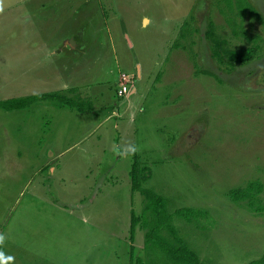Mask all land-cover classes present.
Instances as JSON below:
<instances>
[{"label": "rangeland", "instance_id": "rangeland-1", "mask_svg": "<svg viewBox=\"0 0 264 264\" xmlns=\"http://www.w3.org/2000/svg\"><path fill=\"white\" fill-rule=\"evenodd\" d=\"M249 1L262 20L245 14L239 25L231 0H0V98L39 78L29 92L73 85L94 106L40 99L0 109V264H127L129 210L142 206L129 188L131 149L149 168L142 185L168 211L204 209L171 223L205 264L264 252V209L226 193L257 178L264 205V0ZM208 18L231 46L251 43L241 27L258 35L260 55L214 60ZM20 36L49 38L29 49L38 65L19 61ZM121 72L134 90L117 95ZM142 241L136 228L144 264H173Z\"/></svg>", "mask_w": 264, "mask_h": 264}, {"label": "trees", "instance_id": "trees-1", "mask_svg": "<svg viewBox=\"0 0 264 264\" xmlns=\"http://www.w3.org/2000/svg\"><path fill=\"white\" fill-rule=\"evenodd\" d=\"M236 7V14L239 25L245 14L252 18L262 20L260 13L249 0H231ZM230 6V3H228ZM234 11V12H235ZM225 17V16H224ZM226 18V17H225ZM228 22V21H226ZM238 22H235L238 24ZM231 23V32L238 34ZM233 24V25H232ZM184 25V23H183ZM240 34L250 40L243 46H231L227 38L217 31L211 18L207 19L203 35L208 42L210 55L217 62L221 63L223 59L229 63H245L260 55L261 42L258 35L246 34L241 27ZM190 31V29L188 30ZM180 37L185 36V32L180 31ZM178 40L172 42V46H178ZM184 47V45H182ZM264 48V44L262 45ZM200 71L209 73L206 69ZM76 86H65L62 88L33 92L23 95L9 96L0 98V109L11 110L21 109L29 103L48 99L60 106H66L77 111H93L94 106L88 97L82 96ZM130 154V165L128 168L129 188L136 190L141 195L142 206L138 213L132 209L129 210V221L127 226L128 239V261L127 264H144L141 257L133 254V238L136 228L142 230L143 246L159 248L173 264H205L199 255L183 241L171 223V216L176 215L186 221L195 220L198 216L204 214V209L193 206L175 207L171 211L167 210L164 197L150 187H145L142 182L149 176V168L143 162H140L135 150L127 151ZM262 190V183L254 178L247 180L242 185L232 186L227 189L228 197L235 202L244 201L247 208L260 211L264 205L257 202L258 194ZM242 264H264V252L257 257H253Z\"/></svg>", "mask_w": 264, "mask_h": 264}, {"label": "crops", "instance_id": "crops-1", "mask_svg": "<svg viewBox=\"0 0 264 264\" xmlns=\"http://www.w3.org/2000/svg\"><path fill=\"white\" fill-rule=\"evenodd\" d=\"M27 1L28 0H26V3H27ZM18 38H20V40L24 43V45H25V48H24V50H23V53L20 55V57L18 58L19 59V61H24V62H27V61H31L30 62V66H35V65H38L39 63H33L32 61H34L33 60V57H32V53H33V51L31 52V53H29L30 52V50L29 49H32L33 50V44L36 42V39H37V41H39V43H37V44H43V43H45V41L47 40V39H49L48 37H46V38H43V39H41V38H33V37H29V36H23V37H18ZM63 38V36L62 37H60V39H62ZM59 39V38H58ZM68 39V38H67ZM20 40H18V42H19V44H20ZM65 41V40H64ZM29 50V51H28ZM55 63L54 64H52V68L53 69H55V73H56V75H57V73H58V70H59V72L60 73H63L64 75H69V70L67 69V68H64V69H62L61 70V68H60V66L59 65H57L56 66V68H55ZM25 67V66H24ZM52 69V70H53ZM51 71V70H50ZM53 72H54V70H53ZM59 73V74H60ZM57 76H59V75H57ZM30 80H31V83H30ZM25 79L23 82H22V85L24 86V87H26L27 89H28V93H33V92H37V91H32V92H29L30 90H32L33 88H36V85H38L39 84V82H40V79L39 78H37V79ZM42 81V80H41ZM58 88H62L61 86H59ZM134 90V88L133 87H130L129 88V93L130 92H132ZM14 91H16V90H14ZM45 91V90H44ZM19 91H17V92H15V93H11V94H17ZM26 93L25 91H24V89H20V93ZM39 92V91H38ZM28 93H26V94H28ZM13 96H15V95H13ZM7 111V110H6ZM69 111H72V109L71 110H69ZM91 112H93V111H91Z\"/></svg>", "mask_w": 264, "mask_h": 264}, {"label": "built area", "instance_id": "built-area-1", "mask_svg": "<svg viewBox=\"0 0 264 264\" xmlns=\"http://www.w3.org/2000/svg\"><path fill=\"white\" fill-rule=\"evenodd\" d=\"M129 78L126 77V74L121 72L119 73L117 77V89H116V94L117 95H122L124 94L128 89V82Z\"/></svg>", "mask_w": 264, "mask_h": 264}, {"label": "clouds", "instance_id": "clouds-1", "mask_svg": "<svg viewBox=\"0 0 264 264\" xmlns=\"http://www.w3.org/2000/svg\"><path fill=\"white\" fill-rule=\"evenodd\" d=\"M2 240H3V237H2V236H0V242H2Z\"/></svg>", "mask_w": 264, "mask_h": 264}]
</instances>
